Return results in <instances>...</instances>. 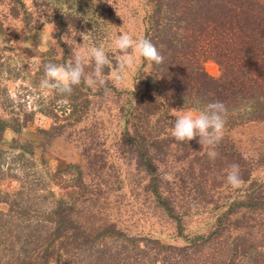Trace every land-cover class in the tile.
Here are the masks:
<instances>
[{
    "label": "trees",
    "instance_id": "16d2710c",
    "mask_svg": "<svg viewBox=\"0 0 264 264\" xmlns=\"http://www.w3.org/2000/svg\"><path fill=\"white\" fill-rule=\"evenodd\" d=\"M145 1L150 8L144 38L165 59L161 65L150 62L152 71L141 73V91L119 89L104 77V86L82 80L71 95L52 90L45 99L38 81L44 65L65 64L80 33L102 41L112 23L102 13L113 15L121 0H0L3 41L9 40L11 20L30 28L53 22L61 52L60 58L53 49L31 55L17 68L12 55L0 49V184L9 178L21 182L15 192L0 189V204L6 206L0 208V264H264V237L249 238L258 219H264V179L252 177L254 163L226 136L213 147L215 160L206 151L196 152L195 139L169 137L164 117L153 120L164 108L152 87L156 77L163 81L176 108L201 111L209 102H223L224 129L264 122V0ZM107 56L115 70L116 52ZM208 59L219 66V76L205 71ZM94 68L91 60L85 73ZM109 73L106 66L104 76ZM16 79L20 83L11 95L7 86ZM30 96L34 110L26 111L22 103ZM35 112L53 120L50 129H40L43 135L67 134L71 128L68 133L87 160L88 182L79 164L50 171L44 158L37 164L28 146L15 140L4 146L5 130L20 131ZM112 118L121 129L113 133L109 155L104 121ZM80 122L84 126L77 129ZM234 163L243 183L229 191L225 176ZM163 172L171 173V181L161 179ZM200 178L208 179L203 202L206 212L213 213L206 234L186 238L182 245L166 244L119 221L129 205L128 215L137 216V223L157 215L181 234L190 206L200 203L190 194L202 188ZM53 186L63 192L55 195Z\"/></svg>",
    "mask_w": 264,
    "mask_h": 264
},
{
    "label": "rangeland",
    "instance_id": "374dc122",
    "mask_svg": "<svg viewBox=\"0 0 264 264\" xmlns=\"http://www.w3.org/2000/svg\"><path fill=\"white\" fill-rule=\"evenodd\" d=\"M99 3V6H101V1ZM149 8L150 6L145 0H121V2H118L115 10L112 12L113 15H109L105 12L102 13L101 9L97 8V13H102L103 17L107 16V21L112 23L109 26V32L99 43L85 35L88 46H98L102 44L107 55L111 52H116V56L120 55L119 51L112 47V40L122 32H130L133 34L134 38L144 37L146 25L144 21L145 17L149 14ZM104 9L106 8L104 7ZM7 23V35L9 40L5 42L0 38V49H3L4 52L9 55H12V65H15L17 68H21L24 64V61L31 57V55L38 57L43 52L51 49L58 53L57 58L61 57L59 43L54 37L55 30L53 22L45 23L37 28L27 27L18 20H11ZM41 35L46 37L43 42L41 40ZM83 43V36L81 38L73 39L72 52L78 50L80 45H83ZM91 60V58H88L87 63H89ZM203 66L209 75L213 77L219 76V66L214 61L209 59L205 60ZM111 71L115 70L112 69ZM150 71H152L150 62L137 56L134 68L130 71L127 79L123 83H114L110 74L104 77L111 83L115 84V86L119 89L141 91L143 89V84H139V76L142 72L149 73ZM44 78L45 77L40 78V80H38L39 83H41V80ZM154 80L155 82H153L154 84L152 87L155 89V93L162 106L161 108H164V110L163 112H159V114H161L160 117L158 116V113L154 115L153 120L164 117V124L167 123L168 125L166 127L167 131H165V133L169 137H174L172 135V130L176 117L189 110L195 112H199V110L193 108L174 107L168 100L163 81L159 80L157 77ZM19 83L20 81L16 79L14 82L8 83V86L7 83L5 84L11 95L16 93L17 85ZM40 90L42 98L45 97V99H47L46 97H48V95H52V90H42L41 88ZM45 91H47V95H44ZM31 99L32 97L30 96L22 103V106L24 109H26V111L34 110V108H32L33 102ZM58 102L59 101L56 103ZM60 109L62 108H59V110ZM108 114L109 112H105L103 114L104 119H108ZM52 125L53 120L51 117L48 115H42L40 112H35L33 121L20 131L14 132L12 129H6L3 136V144L4 146H8L12 143V140H15L19 145L28 146V148H31L32 157L37 161V164L41 159L44 158L46 164L48 165V170L50 171H53L57 168H63L69 162L79 164L83 169H85L84 177L87 179L86 182H88L90 179L89 175L87 174V160L80 154V149L74 141L71 133H68L69 131L71 132V130H69L71 128H68L67 134L59 133L54 136L43 135L40 129L47 130L50 129ZM82 125L84 126V124L80 122L77 126L75 125V127L78 129L82 127ZM104 127L106 129L104 133L108 135L107 139L105 140V147L108 151V154L110 155L113 150V142L111 140L113 133H118L120 131L119 129L121 128L117 129L116 121L113 118L109 119L108 121H104ZM223 136L227 137V139L232 145H234L240 155L247 157L252 163H254L255 168H253L252 177L260 180L264 179V122H248L236 128L224 129ZM198 140L199 137H197L195 141L197 142V147H200V149L196 152L202 154L203 146L198 143ZM215 146L216 145L211 146L210 150H214L213 147ZM205 151L207 152V149ZM110 158L113 159L112 157ZM118 162L121 164L122 170H124V163L121 160H118ZM38 169L39 172L43 170V168L39 167ZM223 171L226 172L225 168ZM226 176L225 181L226 185L229 186V191L235 190L234 187L227 183ZM68 177L69 176L67 175L66 178ZM17 180L15 181L14 178L5 179L1 182L0 189L8 193L15 192L21 187V182ZM199 181L202 182V188L198 189L197 192L193 191L192 189L190 194L200 199V203L198 205L190 206V213L184 217L181 234L177 232L174 223L167 221L161 216L148 215L141 217V219H139L140 221L137 223L135 221V219H138L137 216L133 217L132 214L128 215L131 213L129 210H132L129 205L125 206V209L128 212H125L119 221L123 225H126L134 233H142L143 235L157 238L166 244L182 245L184 244L186 238H191L192 236L198 234H206L210 226L213 224V213L209 214L206 212V203L203 202L204 199H206V181H208V179L200 178ZM124 191H128L126 186L124 187ZM53 192L55 195H59L63 192V190L57 186H53ZM5 207V205L0 204L1 209H5ZM258 222L259 223H257L252 230L253 235H249L250 239L258 235H262V237H264V219H258ZM241 232L245 233L243 230H241Z\"/></svg>",
    "mask_w": 264,
    "mask_h": 264
},
{
    "label": "clouds",
    "instance_id": "9594fccd",
    "mask_svg": "<svg viewBox=\"0 0 264 264\" xmlns=\"http://www.w3.org/2000/svg\"><path fill=\"white\" fill-rule=\"evenodd\" d=\"M107 2L111 4L110 0H107ZM117 14L119 15L118 12ZM70 28L71 25H69V30ZM85 34L80 33L83 36L84 43L72 53L71 58L65 64L48 62L44 65L45 78L40 83L42 90H54L67 96L72 94L74 86L80 85L82 80L88 86H104L106 84L104 79L106 66L110 69L109 74L113 82L116 84L123 83L134 68L137 56L156 65H161L164 62L165 57L151 40L144 37L134 38L130 32H122L112 40V47L118 50L120 55L116 57L115 71H111V62L104 46L102 44L88 46ZM45 39L46 37L41 35L42 42ZM88 58L94 60L95 63L94 71L91 74L85 73V64ZM44 95H47V91L44 92ZM226 112L227 108L221 101L209 102L199 112L192 110L184 112L176 117L172 135L177 141L181 142L191 141L199 137L198 143L203 146L202 152L207 149L208 157L215 160L218 153L210 149L211 146L218 144L223 138ZM161 171V169L158 170V172ZM161 179L171 181L172 175L169 172H163ZM226 180L234 188L241 186L243 180L240 176V166L238 164L230 165Z\"/></svg>",
    "mask_w": 264,
    "mask_h": 264
}]
</instances>
